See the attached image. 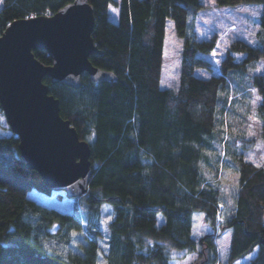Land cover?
I'll return each instance as SVG.
<instances>
[{
    "label": "trees",
    "instance_id": "16d2710c",
    "mask_svg": "<svg viewBox=\"0 0 264 264\" xmlns=\"http://www.w3.org/2000/svg\"><path fill=\"white\" fill-rule=\"evenodd\" d=\"M70 1L3 0L0 34L11 20L51 14ZM87 1L94 13L91 36L101 51L89 59L114 77L92 80L84 71L79 87L52 82L48 75L42 79L58 98L60 115L89 143L88 187L75 196L71 211L28 196L32 188L46 194L52 189L21 158L17 135L11 130L0 134V264H168L173 247L197 251L202 259L196 264H218L214 238L225 228L230 239L223 264L254 249L248 264H264V166L244 157L230 160L237 186L227 204L219 170L220 153L227 149L216 148L214 131L217 109L233 99L229 82L243 84L241 77L235 79L238 63L231 51L245 52L244 61L264 58V0H217L260 2L263 37L256 46L233 41L219 70L196 54L215 45L214 39L196 38L194 19L202 0ZM110 5L116 8V20L108 17ZM168 17L182 38L180 67L177 84L160 87ZM33 53L42 63L51 62L44 49ZM196 67L212 72L199 76ZM250 84L260 95L257 108L264 134V70L253 74ZM104 202L113 212L106 233L88 224L78 249L63 252L60 244H69L72 231L97 216ZM195 211L211 228L199 237L191 233Z\"/></svg>",
    "mask_w": 264,
    "mask_h": 264
},
{
    "label": "water",
    "instance_id": "95a60500",
    "mask_svg": "<svg viewBox=\"0 0 264 264\" xmlns=\"http://www.w3.org/2000/svg\"><path fill=\"white\" fill-rule=\"evenodd\" d=\"M93 7L72 0L51 14L11 20L0 34V107L10 130L18 137L20 156L35 169L43 184L83 194L91 175L90 146L59 113V100L48 92L43 77L73 87L81 73L92 80L110 79L112 72L93 65L89 55L101 52L93 42ZM44 49L49 64L33 49Z\"/></svg>",
    "mask_w": 264,
    "mask_h": 264
},
{
    "label": "rangeland",
    "instance_id": "374dc122",
    "mask_svg": "<svg viewBox=\"0 0 264 264\" xmlns=\"http://www.w3.org/2000/svg\"><path fill=\"white\" fill-rule=\"evenodd\" d=\"M202 1L204 6L197 11L194 19L196 38L214 39L215 45L209 52L198 50L196 54L208 59L214 70H219L220 62L227 52L231 51L230 46L233 41L243 39L255 46L263 42L258 21L262 11L260 2L242 1L233 4H220L217 0ZM108 17L112 20L117 18L116 8L111 5L108 7ZM181 47L182 38L176 34L173 20L168 17L165 22L160 87H173L177 84ZM231 53L233 59L238 63L237 69L234 71L235 79L241 77L243 84L242 86L236 85V80L235 82H229V85H233V92H229L233 99L229 100L224 108L219 106L220 108L217 109L218 118L215 121L214 130L216 133V148L223 151L227 149L223 156L221 151L220 158L223 159L219 164L227 204L230 195L236 190L237 186V173L233 169V164L230 165V160L238 161L244 157L264 166V134L261 131V119L257 108L260 95L250 84L253 74L264 70V58L249 62L244 61L245 52L231 51ZM211 72L212 70L207 67H196L194 69L196 75L204 77L209 76ZM218 92L221 97L224 89L220 88ZM227 120H230V126L227 125ZM7 126L5 118H2L0 121V134H7L10 131ZM225 139H227L226 145ZM28 196L65 211H71L73 204L76 202V197L67 196L64 190H52L51 194H46L32 188L28 191ZM223 205L224 210L225 202ZM111 210L110 204L104 202L101 205L99 214L92 216L91 221L84 220L83 227L80 230L72 231V241L67 245L60 244V249L63 252L76 251L78 242L84 239L83 233L85 232V226L88 224H96L100 230L106 233V223L113 216ZM161 220L162 215H159L158 222ZM209 231H211V228L204 220L203 214L195 211L192 214V235L199 237ZM214 239L219 258L218 264H223L228 256L230 229H222ZM100 242L104 251L106 248L104 237L101 238ZM255 253L256 249L242 258L236 259L231 264H248L249 259ZM170 254L171 258L168 264H196L202 259L197 251H187L175 247L171 248ZM99 261L102 263L103 258L100 257Z\"/></svg>",
    "mask_w": 264,
    "mask_h": 264
},
{
    "label": "snow or ice",
    "instance_id": "6c2138e0",
    "mask_svg": "<svg viewBox=\"0 0 264 264\" xmlns=\"http://www.w3.org/2000/svg\"><path fill=\"white\" fill-rule=\"evenodd\" d=\"M0 2H2V0H0ZM113 11H115V10L113 9ZM253 15H255V13H253Z\"/></svg>",
    "mask_w": 264,
    "mask_h": 264
}]
</instances>
